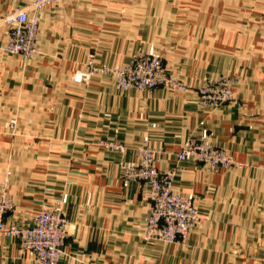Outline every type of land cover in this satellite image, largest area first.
<instances>
[{
	"label": "crops",
	"instance_id": "obj_1",
	"mask_svg": "<svg viewBox=\"0 0 264 264\" xmlns=\"http://www.w3.org/2000/svg\"><path fill=\"white\" fill-rule=\"evenodd\" d=\"M33 1L0 0V16ZM36 14L32 58L6 53L0 27V181L9 172L11 219L26 224L59 204L68 225L59 264H263L264 0H56ZM137 52L160 57L188 89L72 78L90 60L122 66ZM221 76L234 78V101L200 106L197 89ZM189 140L236 165L177 161ZM143 146L157 151V168L173 169L172 191L196 204L184 242L143 238L148 185L122 179ZM0 264L37 263L0 235Z\"/></svg>",
	"mask_w": 264,
	"mask_h": 264
},
{
	"label": "built area",
	"instance_id": "obj_2",
	"mask_svg": "<svg viewBox=\"0 0 264 264\" xmlns=\"http://www.w3.org/2000/svg\"><path fill=\"white\" fill-rule=\"evenodd\" d=\"M54 1L56 0H34L23 8L17 7L0 16V27L8 30L7 41L3 46L6 53L21 55L24 58H32L37 54L39 19L36 13ZM87 66V69L75 72L74 81H86L93 75H99L113 80L120 90L188 89L183 81L166 70L160 57L142 52H137L122 66H99L91 60ZM234 83L233 77L226 76L206 80L197 89L200 106L216 108L232 103ZM14 124L15 120H10L7 127L13 128ZM101 144L108 149H123L120 145L106 142ZM138 154L137 163L123 167L122 179L148 185L149 211L144 240L165 244L184 242L199 221L194 200L172 191L174 171L156 167L157 151L143 146L138 148ZM176 159L205 164L216 170L236 165L231 155L205 140L185 142L177 152ZM9 175V172H6L0 181V235L17 239L22 250L34 254L37 264H59L62 247L68 237L67 220L61 206L57 204L52 208L42 209L26 224L11 219L14 205L7 196Z\"/></svg>",
	"mask_w": 264,
	"mask_h": 264
},
{
	"label": "rangeland",
	"instance_id": "obj_3",
	"mask_svg": "<svg viewBox=\"0 0 264 264\" xmlns=\"http://www.w3.org/2000/svg\"><path fill=\"white\" fill-rule=\"evenodd\" d=\"M79 71V70H78ZM73 78V77H72Z\"/></svg>",
	"mask_w": 264,
	"mask_h": 264
}]
</instances>
